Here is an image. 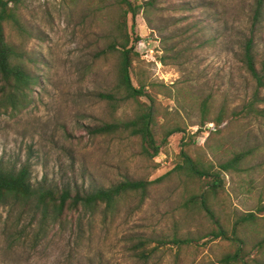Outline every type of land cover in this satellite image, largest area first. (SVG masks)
<instances>
[{"label":"rangeland","instance_id":"1","mask_svg":"<svg viewBox=\"0 0 264 264\" xmlns=\"http://www.w3.org/2000/svg\"><path fill=\"white\" fill-rule=\"evenodd\" d=\"M185 4L190 10L180 9ZM253 6L254 0H154L133 19L128 14L127 31L139 54L130 72L133 84L140 80L148 85L160 108L158 122L165 121L166 113L168 121L185 126L150 160L136 139L87 131L103 120L128 117L134 107L127 102L112 113L95 96L116 80V55L96 52L105 47L120 8L112 0H22L26 34L10 27L6 32L28 55L39 83L21 112L0 109V168L17 170L25 164L34 186L89 190L93 184L110 186L125 177L152 180L165 174L179 161L182 143L191 155L214 165L249 150L242 171L224 176L225 193L216 209L230 225L240 213L255 212L261 194L264 204V118H232L230 113L254 89L238 60V44L251 29ZM193 23L201 28L195 42L184 33ZM254 30L255 48L262 55L264 21ZM206 96L210 116L222 107L228 113L207 142L198 124L199 104ZM183 179L168 175L144 198H129L113 218L82 210L58 216L34 198H8L0 203V264H221L218 259L234 246L208 236L209 220L182 207L194 187ZM255 213L256 223L242 232L250 259L264 262V242L257 245L264 239V211ZM173 234L188 243L159 246L147 260L130 249L133 241L148 240L146 249L151 250L155 239Z\"/></svg>","mask_w":264,"mask_h":264},{"label":"trees","instance_id":"2","mask_svg":"<svg viewBox=\"0 0 264 264\" xmlns=\"http://www.w3.org/2000/svg\"><path fill=\"white\" fill-rule=\"evenodd\" d=\"M22 0H0V109H9L13 112H21L31 101V90L33 85L38 84V78L34 74L29 57L19 44H15L8 38L6 28L10 27L18 35H25L26 29L21 20L20 3ZM78 1V0H71ZM154 0L140 1L139 4L131 0H112L113 6L120 8L119 19L113 20L108 30L107 43L103 49L96 52L97 56L113 54L117 57L116 80L111 89H101L95 96L105 101L111 112L114 113L124 103L134 104L131 115L124 119L103 120L87 130L92 136L123 135L130 139H136L142 146V151L152 160L158 154L160 147L167 138L175 132H183L185 126L179 121H168L166 113L163 114L165 121L158 122L160 108L154 99L152 92L142 81L134 85L131 79V69L134 61L139 59V54L134 49L132 37L127 31L126 19L128 14L133 19L139 9L150 6ZM182 10H190L185 4ZM264 0H254L251 15V29L242 37L238 44V60L243 70L250 76L254 83V89L250 96L244 100L239 110H232V118H244L249 114L264 118V53L260 55L255 48L254 29L264 21ZM196 23L189 24L184 28V33L191 42L198 40L201 28ZM135 40H138L135 37ZM208 42V41H204ZM164 60V59H162ZM153 85H151V89ZM146 98V100H140ZM210 98L204 97L199 104L200 120L199 128L205 127L207 123L213 124L208 129V135L204 141L213 133L219 132L217 126L227 117V111L222 107L214 116H210ZM168 121V122H167ZM216 127V128H215ZM161 138L157 139V134ZM179 161L165 174L148 180L146 178L125 177L110 186L93 184L89 190H83L75 186L52 187L34 186L31 183L30 171L27 165L19 169L0 168V203L8 198L31 200L34 198L40 206L50 209L54 214L61 216L65 212L84 211L90 216L101 213L105 217L117 216L120 208L125 202L133 197L144 198L152 185L161 182L168 175L177 173L183 181L194 184L191 191L184 196L182 207L187 211L202 213L212 224L208 236L221 238L233 244V250L223 254L218 262L221 264H264L263 261L250 259L247 249L248 240L242 229L247 225L256 223L257 213L264 211L261 204L254 212H242L234 217L232 224L224 218L221 219L218 209V197L225 193L224 176L226 174L240 173L242 166L250 154L249 150H242L232 154L225 161L216 165L212 162L205 163L200 157L193 156L184 148L182 143ZM156 166V164H154ZM198 184V188L195 187ZM264 240V239H263ZM263 240L257 242L258 247L263 246ZM148 240L133 241L130 249L134 255L143 260L158 250L159 246L175 244L178 247L188 243V239L180 238L176 234L167 238L155 239L156 245L151 250L146 249Z\"/></svg>","mask_w":264,"mask_h":264},{"label":"built area","instance_id":"3","mask_svg":"<svg viewBox=\"0 0 264 264\" xmlns=\"http://www.w3.org/2000/svg\"><path fill=\"white\" fill-rule=\"evenodd\" d=\"M213 124L211 122L207 123L206 126L204 127V131H202V136H203V140L205 139V137L208 135V129L212 128Z\"/></svg>","mask_w":264,"mask_h":264}]
</instances>
